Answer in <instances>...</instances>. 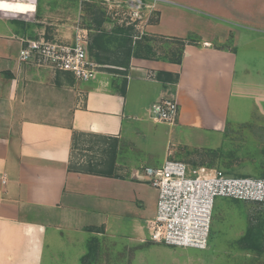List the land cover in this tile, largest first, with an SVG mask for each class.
<instances>
[{
  "label": "crops",
  "instance_id": "crops-1",
  "mask_svg": "<svg viewBox=\"0 0 264 264\" xmlns=\"http://www.w3.org/2000/svg\"><path fill=\"white\" fill-rule=\"evenodd\" d=\"M31 1L36 9L27 16L0 14V264H81L91 237L103 236L118 245L121 258L134 248L136 264L146 257L150 264H192L187 249L145 241L157 194L143 183L142 170L132 178L69 171L73 136L120 138L133 120L137 128L149 123L152 105L163 98L179 107L170 132L176 145L223 133L231 118L249 123L239 111L264 112L252 108L250 95L264 100L258 82L264 79L251 80V55L245 63L237 50L264 42V5L244 12L240 7L255 0L155 1L148 33L183 43L181 62L132 57L112 85L108 77L78 83L69 73L19 63L26 41H51L48 35L59 33L47 28L49 0Z\"/></svg>",
  "mask_w": 264,
  "mask_h": 264
},
{
  "label": "rangeland",
  "instance_id": "rangeland-1",
  "mask_svg": "<svg viewBox=\"0 0 264 264\" xmlns=\"http://www.w3.org/2000/svg\"><path fill=\"white\" fill-rule=\"evenodd\" d=\"M17 2L0 0V6L4 4L0 14L26 16L23 12H17ZM154 2L144 0L145 7L138 16H134L125 5V0H49L51 11L47 21L52 25L47 28L53 29L49 32L59 29V33L52 34L61 39L54 40L52 34L48 38L51 42L72 44L78 36L83 35L82 31L86 32L85 46L90 60L96 64V80L108 77L114 85L118 76L126 74L130 59L136 54L157 61L178 57L180 43L154 38L148 33L146 26L152 17L147 14L148 11L152 13L151 5ZM263 5V1L255 0L249 8L241 6L240 11L246 12L250 8L259 11ZM35 9L33 5L32 13ZM251 36L258 34L253 33ZM263 47L264 42L256 41L252 47L245 45L237 50L241 61L245 63V54L251 55L248 60L252 61L251 80L256 83L264 79ZM258 82L264 83L263 80ZM252 93L257 95L250 92L251 100L255 102L252 108L264 111V100L254 98ZM235 102L234 97L231 102L234 113L237 107ZM248 113L247 106H244L238 117L245 118L249 123L237 125L231 118L223 133H204L201 137H194V144L188 147L176 145L177 142L171 139L173 125L149 120V123L139 128L137 126L140 123L133 120L134 127L120 138L75 135L69 168L79 174L91 172L108 177L132 178L143 167H160L166 154L167 159L215 168L234 177L264 178V129L260 125L264 123V112ZM87 244L89 252L82 257L81 264H136L134 248L128 247L127 256L121 258L117 251L118 245L106 236L91 237ZM187 251L192 264H264V205L217 198L208 249ZM151 259L144 258V264H150Z\"/></svg>",
  "mask_w": 264,
  "mask_h": 264
},
{
  "label": "built area",
  "instance_id": "built-area-1",
  "mask_svg": "<svg viewBox=\"0 0 264 264\" xmlns=\"http://www.w3.org/2000/svg\"><path fill=\"white\" fill-rule=\"evenodd\" d=\"M125 5L134 16L145 7L144 0H125ZM82 33L72 45L28 40L19 51L18 61L53 73H69L78 83L95 81L96 64L88 56L86 32ZM178 115L173 98H163L150 109L151 121L162 124L174 125ZM142 172L143 183L157 194L155 214L144 225L149 243L205 251L217 198L264 205V178L234 177L174 159L165 160L160 167H143Z\"/></svg>",
  "mask_w": 264,
  "mask_h": 264
},
{
  "label": "trees",
  "instance_id": "trees-1",
  "mask_svg": "<svg viewBox=\"0 0 264 264\" xmlns=\"http://www.w3.org/2000/svg\"><path fill=\"white\" fill-rule=\"evenodd\" d=\"M181 44V50H180V52H179V54H178V57L177 58H175V59H169V60H162V61H164V62H170V63H175V64H179L180 62H181V58H182V48H183V46H184V44L183 43H180ZM132 57H135V58H140V59H145V58H142L141 56H138V54H136V56H132ZM156 60V59H155ZM119 90L121 91V93H123L124 92V85H122V83H121V86H119ZM75 136V135H74ZM73 136V137H74ZM69 171H73V170H71L70 168H69ZM73 172H75V173H78L77 171H73ZM83 174H91V175H98V176H105V175H102V174H96V173H91V172H83ZM105 177H108V176H105Z\"/></svg>",
  "mask_w": 264,
  "mask_h": 264
},
{
  "label": "bare ground",
  "instance_id": "bare-ground-1",
  "mask_svg": "<svg viewBox=\"0 0 264 264\" xmlns=\"http://www.w3.org/2000/svg\"><path fill=\"white\" fill-rule=\"evenodd\" d=\"M18 2H20L21 4H22V7L20 6L19 7V9H18V12H23V10H24V5L25 4H29L30 3V11H28V12H23L24 13V15H29V14H31L32 13V8H33V5H34V3L31 1V0H18ZM0 8H4V4L3 5H1L0 6ZM15 13V12H14Z\"/></svg>",
  "mask_w": 264,
  "mask_h": 264
}]
</instances>
